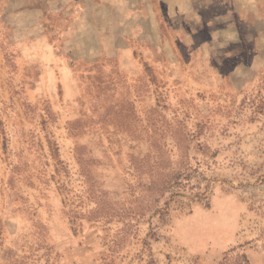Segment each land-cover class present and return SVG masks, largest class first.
<instances>
[{
	"label": "rangeland",
	"instance_id": "obj_1",
	"mask_svg": "<svg viewBox=\"0 0 264 264\" xmlns=\"http://www.w3.org/2000/svg\"><path fill=\"white\" fill-rule=\"evenodd\" d=\"M250 1L258 29L176 34L138 0H0V264H264ZM153 161L193 171L140 214Z\"/></svg>",
	"mask_w": 264,
	"mask_h": 264
},
{
	"label": "crops",
	"instance_id": "obj_2",
	"mask_svg": "<svg viewBox=\"0 0 264 264\" xmlns=\"http://www.w3.org/2000/svg\"><path fill=\"white\" fill-rule=\"evenodd\" d=\"M228 1L138 0L136 29H175L176 34L188 31L181 29H258L257 11L248 13L244 5L249 2L251 10L250 0H236L241 5L235 7H228ZM160 2L166 7L163 17L155 8Z\"/></svg>",
	"mask_w": 264,
	"mask_h": 264
},
{
	"label": "trees",
	"instance_id": "obj_3",
	"mask_svg": "<svg viewBox=\"0 0 264 264\" xmlns=\"http://www.w3.org/2000/svg\"><path fill=\"white\" fill-rule=\"evenodd\" d=\"M162 167L161 162L153 161L152 164L148 165V177L149 182L144 184V201L140 202L138 209L140 214H143L149 208L155 206L166 192H169L173 188H182L186 186L187 181L193 171L192 167H179L172 168L170 171H160ZM264 231V229H263ZM261 237L264 239V232H261ZM220 264H228V258H224V261ZM233 264H249L245 254L241 251L237 253Z\"/></svg>",
	"mask_w": 264,
	"mask_h": 264
}]
</instances>
